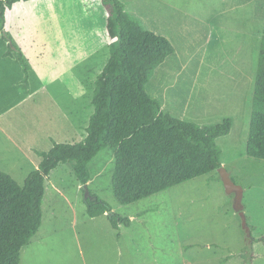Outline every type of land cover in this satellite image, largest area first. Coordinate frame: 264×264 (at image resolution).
Returning <instances> with one entry per match:
<instances>
[{
    "label": "rangeland",
    "instance_id": "obj_1",
    "mask_svg": "<svg viewBox=\"0 0 264 264\" xmlns=\"http://www.w3.org/2000/svg\"><path fill=\"white\" fill-rule=\"evenodd\" d=\"M128 12L166 36L175 53L155 70L147 92L173 117L218 123L222 167L244 188L243 218L220 169L148 198L122 204L112 176L115 155L102 150L89 164L90 191L131 218L113 227L90 217L71 163L46 180L43 222L20 264H264V160L246 154L264 28V0H122ZM102 0L18 1L0 31V168L21 185L38 151L86 136L94 82L111 41ZM22 50L29 77L10 41ZM15 52V51H14ZM5 131H4V129ZM36 154V155H34Z\"/></svg>",
    "mask_w": 264,
    "mask_h": 264
},
{
    "label": "trees",
    "instance_id": "obj_2",
    "mask_svg": "<svg viewBox=\"0 0 264 264\" xmlns=\"http://www.w3.org/2000/svg\"><path fill=\"white\" fill-rule=\"evenodd\" d=\"M18 1L0 0V31L6 12ZM107 11L109 57L94 82V112L86 136L76 143L54 142L21 185L0 168V264H20L43 222L46 180L60 163H71L81 185L91 178L90 162L104 149L115 155L112 188L122 204L148 198L222 167L217 139L231 132L230 117L218 123H196L173 117L146 90L155 70L175 53L166 36L148 29L141 18L126 9L122 0H102ZM10 41L6 55L16 53L28 79L31 65L22 50ZM15 51V52H14ZM246 154L264 160V28L252 102ZM93 194V193H92ZM85 200L90 217L106 214L115 228L132 220L93 194Z\"/></svg>",
    "mask_w": 264,
    "mask_h": 264
},
{
    "label": "water",
    "instance_id": "obj_3",
    "mask_svg": "<svg viewBox=\"0 0 264 264\" xmlns=\"http://www.w3.org/2000/svg\"><path fill=\"white\" fill-rule=\"evenodd\" d=\"M220 174L221 178L223 180L224 186L228 193H235V208L240 212L243 220V226L246 229V231L250 232V227L247 223L246 216L244 214V205H243V197H244V188L235 183L232 179L230 173L224 168H220ZM84 194H85V200L87 199H95V196L90 191L88 184L83 185ZM250 234V233H249Z\"/></svg>",
    "mask_w": 264,
    "mask_h": 264
},
{
    "label": "crops",
    "instance_id": "obj_4",
    "mask_svg": "<svg viewBox=\"0 0 264 264\" xmlns=\"http://www.w3.org/2000/svg\"><path fill=\"white\" fill-rule=\"evenodd\" d=\"M6 28V27H5ZM31 69H32V66H31ZM31 71V70H30ZM4 129V128H3ZM4 131H5V129H4ZM34 155H36V154H34ZM32 159L34 160V163H33V166H34V169H36V168H38V166H39V163H40V161H38V159H36L35 160V157L32 155V157H30V160L32 161ZM41 160V159H40Z\"/></svg>",
    "mask_w": 264,
    "mask_h": 264
}]
</instances>
